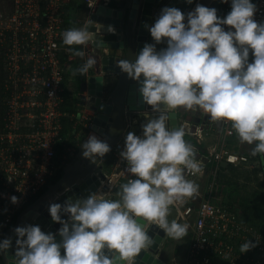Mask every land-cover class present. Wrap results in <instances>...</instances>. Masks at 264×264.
I'll list each match as a JSON object with an SVG mask.
<instances>
[{
  "label": "clouds",
  "instance_id": "9594fccd",
  "mask_svg": "<svg viewBox=\"0 0 264 264\" xmlns=\"http://www.w3.org/2000/svg\"><path fill=\"white\" fill-rule=\"evenodd\" d=\"M256 11L253 0H231V11L223 18L216 8L202 4L187 16L175 7L162 9L149 31L157 44L166 42L167 47L157 51L154 44H145L135 62L119 61L121 70L141 83L143 101L159 112L142 125L143 136H126L121 157L135 178L121 185L119 199L93 193L64 205L51 204L52 219L62 225L60 243L39 226L17 227L13 264H134V258L154 243L148 235L153 224L167 237L183 238L188 225L169 221V208L198 192L187 174H202L203 168L184 138L185 129L169 126L173 109L198 108L214 122L230 123L240 142L253 146L252 156H264V23L254 19ZM92 34L88 28L67 29L63 44L84 45ZM75 54L84 56V51ZM95 63L87 59L74 74L87 73ZM82 147V155L93 162L111 150L95 135ZM11 200L18 203L16 196ZM11 246L10 239L0 240V254ZM255 246L247 240L240 251Z\"/></svg>",
  "mask_w": 264,
  "mask_h": 264
},
{
  "label": "built area",
  "instance_id": "2783aa9c",
  "mask_svg": "<svg viewBox=\"0 0 264 264\" xmlns=\"http://www.w3.org/2000/svg\"><path fill=\"white\" fill-rule=\"evenodd\" d=\"M72 1L6 0L7 5L0 9V233L26 202L48 186V178L55 170L56 145L62 141L61 119L67 117L61 110L67 68L63 59L73 60L72 51L62 40V33L68 29L64 15ZM218 1L222 16L226 17L231 11V0ZM108 3L109 0H102V5ZM253 3L257 8L254 19L264 23V0ZM90 4L87 23L95 10L93 1ZM229 27L224 26L226 31ZM252 59L250 53L249 62ZM139 116L142 120L154 118L150 111ZM219 122L224 131L223 142L204 157V165H213L215 173L223 163L252 166L249 155L227 147V139L236 134L230 123ZM204 126L202 122L179 121L185 136L193 139L194 151L204 140ZM124 147L125 141L114 148L113 154L123 163L122 174L129 181L135 177L128 173L127 161L121 157ZM74 152L67 148L64 160ZM197 176L187 174L194 182ZM12 196L18 198V203L12 202ZM182 216L194 218L193 236L182 264H264V237L245 225L232 207L205 200L198 207H184ZM247 240L256 246L242 253L240 246Z\"/></svg>",
  "mask_w": 264,
  "mask_h": 264
},
{
  "label": "water",
  "instance_id": "95a60500",
  "mask_svg": "<svg viewBox=\"0 0 264 264\" xmlns=\"http://www.w3.org/2000/svg\"><path fill=\"white\" fill-rule=\"evenodd\" d=\"M197 4L216 8L217 15L223 18L222 4L216 0H192L191 3L188 0H124L115 7L101 4L94 10L90 24L85 27L93 33L88 41L93 46L91 50L85 48L84 52L94 58L96 63L84 73L82 101L94 114L92 132L100 137L101 141L107 142L111 150L104 157H97L95 162L80 155L78 158L83 160L82 164L77 160L64 167L63 177L26 208L18 216L14 226L7 229L4 239H10L12 246L0 254L3 264H13L18 239L15 233L17 227L36 225L43 232L54 234L57 243L62 242L59 235L62 225L52 219L49 206L53 203L64 205L69 199L73 202L86 199L98 191L99 187L103 186L106 175L97 173V170L105 165L114 148L125 141L129 132L139 134V124L142 120L139 115L150 111L154 118L158 117L159 112L143 101L139 91L141 83L123 72L119 61L135 62L145 44H154L157 51L166 48V42H155L149 26L154 24L165 7L178 8L187 16ZM110 28L114 30L110 31ZM168 123L170 127H179L178 113L174 109L171 110ZM61 217L68 220L64 213H61ZM69 226L71 228V223ZM148 235L154 243L134 258V264H165L158 259L166 237L165 231L153 224L148 229ZM105 252L112 255L107 250ZM119 264H127V261H121Z\"/></svg>",
  "mask_w": 264,
  "mask_h": 264
},
{
  "label": "crops",
  "instance_id": "0c3cea01",
  "mask_svg": "<svg viewBox=\"0 0 264 264\" xmlns=\"http://www.w3.org/2000/svg\"><path fill=\"white\" fill-rule=\"evenodd\" d=\"M92 1L95 5V9L102 4V0H89V3L88 0H73L70 3L72 5H74L73 3H80L84 7H86L83 12V20H81L82 25L80 28H85L88 24H90V22L87 23V21L89 20L88 9L90 8V3ZM123 1L124 0H109L108 6L115 7L117 6V4H121ZM81 46L82 50L85 51V48L91 50L93 45L87 42L86 44ZM71 58L84 64L87 59L91 58V56H87V53L84 52V56L73 54ZM69 61L70 59L67 60L66 58L65 62H67V68H65V75L67 80L64 94L65 92H67L70 95V101H75L74 104H76V106L80 108L78 111H63L67 117L62 118L61 123L63 120H65V122L68 121V124L72 123V129L74 130V133L71 132V134L74 135L71 141L74 142L73 144H75V146H66V149L73 148L75 150V152L68 157L70 163H74L77 160H80L82 164L83 160L78 157L80 155L82 156L83 143L86 142L92 135H95L98 139H100V137L92 132L94 116L93 112H91L89 108L85 107L83 101L81 100L84 96V93L82 92L84 74H82L83 77L81 78L80 85L77 84L78 74H74V70L77 68L73 67L72 64H69ZM66 101L67 100L65 99L64 95V102L62 103L61 107ZM174 110L178 112L179 121L186 120L188 122H192L193 124L198 122H202L205 124L204 140L201 145H197V150L195 151L197 160L201 162L203 172L202 174H198L196 179H194L195 183L199 186L198 192L193 194L191 197L185 198L183 202H178L176 206L172 205L169 208V221L176 220L182 224L188 225V231L186 235L181 239H173L166 236L164 238L163 244L161 245L158 259L165 264L183 263L190 247L191 238L193 236V227L190 223V219L193 217L187 219L183 218L182 209L189 204L198 207V205H200V203L205 200H210L217 205H226L232 207L234 211L238 213L239 218L245 225L254 228L264 237L262 231L258 230L259 228H264V224H262V221L260 220V217L264 215V156H261L260 159L254 160L250 158L251 161H253L252 166L243 164L240 167H233L228 165L226 166L223 163L220 165L218 172L215 173L213 165H204L205 163L203 161L206 160H204V157L209 154V151L218 148L223 142L224 131L221 123L219 121H212L207 113H204L198 108L197 110L190 111L192 113L191 116L186 115L182 111H179V108ZM197 112L200 113L198 116ZM147 121L148 119L140 121V132H143L142 125L147 123ZM65 125L62 123L60 137ZM24 132L26 131L24 130ZM70 138V133H67L62 141L70 140ZM184 138L187 140V143H189L190 145L193 144L192 138L187 136H185ZM239 141L240 140L237 135L234 138H228L226 142L227 147L230 150L248 155L242 149V144ZM57 144H59V142ZM65 155L66 152L64 156ZM64 156L62 157L63 160ZM249 157L254 156L249 155ZM55 161H57L56 155L53 159L55 170L48 178V185L50 186L53 185V183L50 184V178H52L54 173L57 171L56 165L58 164ZM122 166L123 163L112 153L106 160L105 165L100 166V168L97 170V173H104L106 175V180L102 182L103 186L99 187L98 191H96L95 193H104L107 194V198L119 199L118 193L121 190V185L128 182V179L122 174ZM255 169H259V172H256ZM215 178H217L216 184L214 188H212V184ZM187 179L190 180V178L188 177ZM28 202H26V204H24L20 210L23 209L24 211L26 208H28ZM8 227L4 229L2 233H0V240L4 239ZM183 242H186V244L183 245ZM181 249L183 250V253H180ZM61 254H64L63 250L61 251Z\"/></svg>",
  "mask_w": 264,
  "mask_h": 264
},
{
  "label": "trees",
  "instance_id": "16d2710c",
  "mask_svg": "<svg viewBox=\"0 0 264 264\" xmlns=\"http://www.w3.org/2000/svg\"><path fill=\"white\" fill-rule=\"evenodd\" d=\"M74 5L70 4L67 8H66V12L64 15V19H65V23H66V27L68 29L70 28H80L82 23H81V19L83 18V12L85 10L86 7H84L82 4L80 3H73ZM67 47H71L72 49V53L75 54V51L78 50H82V46L81 45H75V46H67ZM63 61H66V57L63 59ZM69 64H72L73 67H80L81 65H83L82 62L77 61V60H72L69 61ZM77 84L80 85L81 83V78L83 77V75L77 73ZM66 75H65V80H64V85H66ZM65 99L67 100L63 106L61 107L62 111H78L80 107L76 106L75 101H70L69 97L70 95L65 92ZM78 105V104H77ZM62 123L65 125L63 132L61 133V137L62 139L65 138L67 133H70V140H63L61 142H59V144H57L56 146V160L55 161L58 165L57 166V171L54 173V175L52 176V178H50V184L53 183H57L64 175V167L69 163V159H67L66 161H64L62 159V157L65 154V150H66V146H75V144H73L74 142H72V138L74 137V135L71 134V132L74 133V130L72 129V123L68 124V121L65 122V120L62 121ZM261 155H257L254 157H250L252 160L254 159H260ZM59 166V168H58ZM256 172H259V169H255ZM48 185L47 187H45L38 195H36L35 197H33L29 202H28V206H31L37 199H39L48 189H49ZM23 212V209L20 210L17 215L15 216L14 220L12 223L9 224V227L14 226L18 216ZM260 220L262 221V224H264V215H262L260 217ZM258 230H261L262 233L264 234V228H259ZM0 264H2V259H1V255H0Z\"/></svg>",
  "mask_w": 264,
  "mask_h": 264
},
{
  "label": "rangeland",
  "instance_id": "374dc122",
  "mask_svg": "<svg viewBox=\"0 0 264 264\" xmlns=\"http://www.w3.org/2000/svg\"><path fill=\"white\" fill-rule=\"evenodd\" d=\"M88 3H89V0H88ZM7 5V2H6V0H0V9H4L5 8V6ZM92 11V9L91 8H89L88 9V12H91ZM81 20H83V19H81ZM179 111H182L183 113H185L186 115H192V113L190 112V111H193V110H191V109H185V108H179ZM200 113L199 112H197V116L199 115ZM194 119V118H193ZM240 142V141H239ZM241 143V142H240ZM242 144V149L248 154V155H251V149H252V147L253 146H251V145H248V144H246V143H241ZM244 198H246V197H244ZM193 220H194V218H191L190 219V223L192 224L193 223ZM187 242V241H186ZM186 242H183V245H185L186 244ZM180 253H183V250L181 249V252Z\"/></svg>",
  "mask_w": 264,
  "mask_h": 264
}]
</instances>
